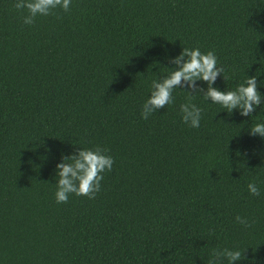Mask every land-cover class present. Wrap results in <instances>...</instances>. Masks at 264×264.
Wrapping results in <instances>:
<instances>
[{
	"label": "trees",
	"instance_id": "obj_1",
	"mask_svg": "<svg viewBox=\"0 0 264 264\" xmlns=\"http://www.w3.org/2000/svg\"><path fill=\"white\" fill-rule=\"evenodd\" d=\"M15 2L0 0V264H207L213 247L264 264L256 119L196 97L192 129L180 91L140 115L184 47L214 52V87L256 75L264 94V0H73L30 25ZM97 146L114 161L100 191L57 204L61 154Z\"/></svg>",
	"mask_w": 264,
	"mask_h": 264
},
{
	"label": "clouds",
	"instance_id": "obj_2",
	"mask_svg": "<svg viewBox=\"0 0 264 264\" xmlns=\"http://www.w3.org/2000/svg\"><path fill=\"white\" fill-rule=\"evenodd\" d=\"M72 2L73 0H16L14 6L18 10H26L27 14L22 18L23 23L30 25L36 17L48 16L53 10L67 12ZM165 58L174 67H163L168 70L167 73L151 81L149 94L140 105L142 119H147L166 105H172L175 99L173 93L180 91L186 96L184 102L178 106L180 119L190 128L196 129L200 126L202 109L193 103L194 98L200 97L209 105L216 104L226 109L225 113L228 115L235 110L241 117L255 118L256 122L248 127V135L258 136L264 140V118H261L258 112L255 116L252 115L257 108L261 109L264 106V94L257 90L256 75L246 76V79L232 90L225 88L220 90L214 87L215 82L218 76L223 81L225 77L223 68L217 66V57L213 51L205 53L198 47H184L178 55ZM198 82H202L204 87H200ZM238 155H247V153L238 150ZM113 163V157L107 154V149L99 146L79 147L77 151L67 156L61 154L54 169L55 202L57 204L67 202L70 194L93 199L100 191L103 174L111 171ZM261 164V167H264V157L261 159ZM247 191L251 196L261 194V189L255 182L247 184ZM234 219L247 226L245 218L237 215ZM245 250L213 247L207 264H238L246 259L243 255ZM248 264H255V261L250 260Z\"/></svg>",
	"mask_w": 264,
	"mask_h": 264
}]
</instances>
